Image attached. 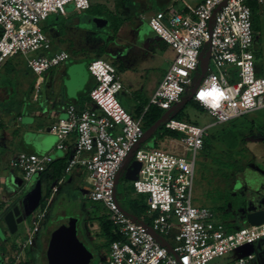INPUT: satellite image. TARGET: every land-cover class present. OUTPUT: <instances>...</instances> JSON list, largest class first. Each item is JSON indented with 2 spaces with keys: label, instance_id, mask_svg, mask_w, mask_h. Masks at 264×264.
<instances>
[{
  "label": "built area",
  "instance_id": "2783aa9c",
  "mask_svg": "<svg viewBox=\"0 0 264 264\" xmlns=\"http://www.w3.org/2000/svg\"><path fill=\"white\" fill-rule=\"evenodd\" d=\"M252 2L264 18V0H202L197 6L185 4L183 10L172 3L148 19L152 30L176 53L149 106L170 111L193 94L192 101L217 124L264 108V77L255 74ZM70 5L77 11L91 7L89 0H0V67L16 56L43 53L28 60L38 77L35 101L44 75L70 59L65 51L50 54L52 42L42 23L50 16L66 15ZM205 45L210 51L208 67L195 89ZM89 70L96 80L89 93L95 107L80 110L68 105L67 117L53 122L49 131L59 137L57 148L62 150L68 149V139L75 136L65 172L83 169L88 173V199L105 207L119 236L111 243L104 264H212L264 239V224L231 230L215 222L208 209L193 205L196 156L204 149L207 128L170 119L166 129L182 137L169 140L167 151L142 148L143 116L132 117L118 103L116 95L123 83L117 69L97 59ZM134 153L141 167L133 186L136 193L147 196L148 222L127 214L117 199L119 173ZM53 163L50 155L26 153H17L9 161L12 169L22 172L25 183L45 174ZM60 183L53 188L55 192ZM33 213L28 238L6 264H20L23 252L34 245L47 208ZM255 261L256 256L248 253L223 264Z\"/></svg>",
  "mask_w": 264,
  "mask_h": 264
},
{
  "label": "rangeland",
  "instance_id": "374dc122",
  "mask_svg": "<svg viewBox=\"0 0 264 264\" xmlns=\"http://www.w3.org/2000/svg\"><path fill=\"white\" fill-rule=\"evenodd\" d=\"M89 1L93 7L92 10L75 12L74 6L70 5L67 8V13L75 12L77 17L85 18L99 16L100 13H97L96 9H100L104 12L112 11L116 15L120 13L119 17L125 19L128 17V11L125 12L126 10L129 9L132 14L135 12L134 7H130L131 5L128 7L125 4V0ZM126 1L128 2L129 0ZM132 1L130 0V2ZM185 1L192 6H197L202 0ZM157 7L158 4L154 3V8ZM176 8L179 10L184 8L183 0H178ZM104 12H101V15H106ZM259 15L261 40L259 42V35L256 33L255 46H260L264 55V18L260 13ZM55 23L67 25L66 22L64 24L62 18L56 21L53 16H50L42 25L51 26ZM109 29L106 28L103 31L104 34L108 33L107 30L109 31ZM124 32H126V29ZM87 39V34L85 32L82 33L80 41L84 44V50L79 51L78 49H71V47L66 50L71 55L82 54L83 58H86L87 62L91 64L93 60H97L98 56L105 53L111 44L108 46L107 41L102 40L98 44L97 50L92 52L86 45ZM124 39L122 50L130 46L132 38L130 37L126 41ZM208 51L209 46L205 45L202 53L206 55ZM40 54H43L42 51L32 52L26 58L31 60ZM103 58L108 60L107 56H103ZM175 58V51L171 46H168L162 51H154L153 53H135L132 51L117 63L118 69H116L121 76L123 89L116 95V99L132 117L143 116V114L140 115L138 110L145 99L143 90L152 88L159 78L168 71L170 64ZM54 69L57 68L51 70ZM255 74L257 77H264V57L255 61ZM7 76L6 72H4L3 76L0 74V86H5L4 88L9 89L11 92L9 101L5 102L3 107L14 108L15 105H18L17 81ZM164 114L167 116V121L173 118L207 128L208 136L211 138V146L206 150L199 151L196 156L195 183L192 195L193 205L201 209H208L212 213V218L215 222L222 223L230 228L241 229L248 226L249 224L246 223L247 214L254 210H264V108L252 111L225 124H217L214 117L203 109L189 103L179 105L172 111L165 110ZM176 114H181L182 119L175 118ZM169 146V141H167L160 147V150L167 151ZM141 147L153 148L151 143ZM133 161H135V153L123 165V171L117 181V199L121 208L127 214L143 217L145 210L143 205L145 204L146 196L137 194L133 187V182L126 178V171ZM29 192H22L14 201L7 203L5 207L2 206L3 220L0 221L1 264H6V258L3 255L7 254L9 258L13 256L15 241H18V236L19 240L25 241L27 239L28 235L25 233V227H32V213L26 210ZM77 192H81L83 194L82 197L72 196ZM85 195L86 192L82 189L75 190L74 186L69 185L63 192L62 199L53 203L49 208L48 218L42 231L43 235L50 239V232L55 223L64 217L76 218L78 220V237L94 255L91 264H100L101 256L108 252L110 245L107 236L100 231L98 219L107 212L101 203L90 202L85 198ZM16 206L22 209L25 221L19 225V231L13 235L4 221V216ZM263 241L264 239L252 245H245L234 251L226 259H216L212 264H223L249 252L257 254L258 257V247ZM37 245L39 247L40 244ZM48 251L49 248L46 251L47 254ZM256 263L264 264V258H262V261L256 258Z\"/></svg>",
  "mask_w": 264,
  "mask_h": 264
},
{
  "label": "crops",
  "instance_id": "0c3cea01",
  "mask_svg": "<svg viewBox=\"0 0 264 264\" xmlns=\"http://www.w3.org/2000/svg\"><path fill=\"white\" fill-rule=\"evenodd\" d=\"M177 2L178 0H133L132 2L125 0V4L128 7L130 5V7H134L135 12L132 14L129 9L125 11H128V17L125 18L128 21L121 25L117 32L110 28L107 19L102 16L77 17L75 12L80 11H77L75 7V12L73 13L68 12L64 16L53 15L56 21L62 18L64 24L66 22L67 25L59 23L51 26L42 25L43 31L52 42L50 54L65 51L69 53L70 59L61 67L50 70L44 75V82L37 101L34 100L33 95L38 77L29 68L26 57H13L0 67L2 76L6 72L8 78L18 82H16L18 105H15L14 108L3 107L4 103L9 101L11 92L9 89L4 88L5 86H0V203L5 207L7 203L14 201L22 192L31 191L39 180L42 183L43 198L48 196L45 207L47 208L46 218L41 223L34 245L23 252L20 264H37L38 262V264H49L46 251L49 248L51 237L49 239L43 235V226H45L48 218L49 208L53 203L62 199L63 192L69 185L74 186L75 190L82 189L86 192L85 198L89 201L91 181L85 170L75 169L71 173L64 171L61 177H55L56 168L63 162L67 163L75 143V136L68 139V149H58L57 145L60 139L49 131L50 125L60 118L67 117L66 108L68 105H75L80 110L95 107L89 97L90 91L96 84L89 70L90 63L87 62L86 58H83L82 54L71 55L66 49L71 47V49H78L79 51L84 50V44L80 41V37L84 32L88 36L86 45L92 52L97 50V46L102 40H106L108 46L111 44L108 50L100 56H96H98L97 59L102 60H105L103 56H107L108 60L105 61L111 63L115 68H117V63L120 59L128 56L132 51L135 53L162 51L169 45L152 30L148 19L156 12L166 9L172 3L176 6ZM154 3L158 4L157 8H154ZM183 4L185 8V4L189 3L183 0ZM118 16H120V13ZM106 28L110 29L109 31L107 30L108 33L104 34L103 31ZM125 29L126 32H124ZM130 37L132 38L130 46L122 50L121 47L124 46L122 45L123 39L126 41ZM165 74L159 78L152 88L143 90L144 100H150ZM17 153L50 155L54 163L45 174L38 175L31 182L25 183L22 172L12 169L9 165L10 159ZM60 180H62V183H60L58 191L55 192L53 188L58 185ZM82 195L81 192H77L72 196L82 197ZM22 215L24 217L23 213ZM99 227L102 232L100 222ZM30 228L25 227L26 235H29ZM230 229L235 230L236 227ZM50 233L52 235V230ZM23 242L19 240L18 236V241H15L13 256L9 258L5 254L3 255L6 258L5 260L12 259L19 252V245ZM37 244H40L39 247ZM258 249V257L257 254H253L259 261H262V258H264V241L261 242ZM109 250L110 248H108L107 253L101 254L100 264L106 262Z\"/></svg>",
  "mask_w": 264,
  "mask_h": 264
},
{
  "label": "water",
  "instance_id": "95a60500",
  "mask_svg": "<svg viewBox=\"0 0 264 264\" xmlns=\"http://www.w3.org/2000/svg\"><path fill=\"white\" fill-rule=\"evenodd\" d=\"M209 58L210 51H208V53L204 55L201 60L199 66L201 78L198 81L195 89L199 86L201 79L204 77L208 67ZM192 97L193 94L189 96L187 102L191 101ZM123 165L119 176L123 171ZM140 167V162L136 160L133 161L126 171L127 180L132 182L137 180ZM42 198V183L39 180L37 181L36 186L27 196V211L30 213L35 212L38 209ZM4 221L10 233L16 234L18 231V225L24 221L21 208L19 206L14 207L4 216ZM246 223L253 226L264 224V210L249 212L246 216ZM77 229L78 220L73 217H64L55 223L52 228V235L49 245V264H91L94 255L80 241Z\"/></svg>",
  "mask_w": 264,
  "mask_h": 264
},
{
  "label": "trees",
  "instance_id": "16d2710c",
  "mask_svg": "<svg viewBox=\"0 0 264 264\" xmlns=\"http://www.w3.org/2000/svg\"><path fill=\"white\" fill-rule=\"evenodd\" d=\"M251 7H252V12H253V27H254V31L255 34L258 33L259 35V42L261 40V34L259 33L260 29H259V6L252 2L251 3ZM93 7L91 5L90 10H92ZM97 13H100L99 16L104 17L105 19H107V21L109 22L110 28L114 31L117 32L120 28L121 25H123L127 19H122L120 18L118 15H116V13L114 14V12L112 11H102L100 9H96ZM104 12L106 15H101ZM256 38V37H255ZM254 55H255V61L261 59L264 57L263 55V50L260 46H255L254 44ZM90 97V96H89ZM192 104L193 106L202 109L199 104H197L194 101H188L187 99L182 103V104ZM180 104V105H182ZM149 101L148 100H143L142 101V106H140V108L138 109L140 112V115L143 114V118H142V127L144 130V136L140 142V147L147 144V143H151L154 149H160V147H162V145H164V143H166L167 141L171 140V139H177V138H181L182 135L178 132H173L170 131L168 129H166L165 127V123L167 122V116L164 114L163 109H160L158 107H155L153 105H150L149 107ZM179 106V105H178ZM148 107L147 111L144 113L145 108ZM177 107V106H176ZM175 107V108H176ZM174 109V108H173ZM172 109V110H173ZM170 110V111H172ZM138 118H140L141 116H137ZM175 118L177 119H182L181 114H176ZM171 119V118H170ZM173 119V118H172ZM211 142V138L208 136L205 140V145H204V149L206 150L207 148H209L211 146L210 144ZM234 164V163H231ZM67 163L63 162L62 164H60L57 168H56V173H55V177L59 178L62 176L63 172L65 171V167H66ZM53 166V165H52ZM134 187V186H133ZM138 194V193H137ZM139 195H143V194H139ZM146 196V195H145ZM47 199L48 196H45L41 203H40V208L41 209H45L46 207V203H47ZM103 206V205H102ZM104 210L107 212L103 217H100L98 220L101 224V230L103 232V234H105L107 236V239L109 240V245H111V243L115 240L119 239L118 234L115 231V228L112 224V222L110 221V217L108 214V211L105 209V207L103 206ZM144 210V214L143 217L141 216H136V218L138 220H145V221H149L147 220L146 217V211L148 208V202H147V196L145 199V204L143 205V209ZM135 217V216H134ZM238 229V228H236ZM27 264V263H25Z\"/></svg>",
  "mask_w": 264,
  "mask_h": 264
}]
</instances>
